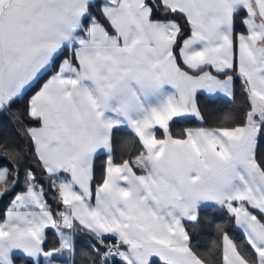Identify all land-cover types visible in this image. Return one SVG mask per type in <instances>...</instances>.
<instances>
[{"label":"crops","instance_id":"1","mask_svg":"<svg viewBox=\"0 0 264 264\" xmlns=\"http://www.w3.org/2000/svg\"><path fill=\"white\" fill-rule=\"evenodd\" d=\"M94 1L0 0V109L30 88L26 131L57 176L64 210L57 219L31 183L15 192L0 219V264H77L74 223L116 240L114 264H204L183 223L218 203L241 235L222 233L221 264H264V171L255 157L264 0H159L187 22L176 54V20L151 18L144 0H99L91 12ZM232 69L247 86L244 120L218 110L203 124L202 95L232 99ZM120 128L140 148L114 162ZM5 174L0 166V181ZM47 229L54 235L45 245Z\"/></svg>","mask_w":264,"mask_h":264},{"label":"trees","instance_id":"2","mask_svg":"<svg viewBox=\"0 0 264 264\" xmlns=\"http://www.w3.org/2000/svg\"><path fill=\"white\" fill-rule=\"evenodd\" d=\"M144 1L150 8L151 18L161 20L174 19L178 22L179 31L172 46L176 54L178 44L187 34L188 26L185 17L178 10L163 6L159 0ZM98 2L99 0L89 3V11L92 12V6L98 4ZM244 14L245 11L243 9L233 14L232 18L235 22L236 30H238L239 22ZM95 16L109 30V26L102 14L98 13ZM86 19L84 18L83 21H86ZM45 74L46 72L40 75L31 86L33 88L36 87ZM230 74L233 85L232 99H224L219 96L205 97L202 95L206 106V109L202 108L203 112L201 113L203 124L210 122L211 118L209 119L208 117L211 111L217 113L218 110L225 111L235 122L244 120L249 109L246 82L233 69ZM29 92L30 88H27L21 96L12 98L6 106L0 109V166L6 169L5 177L0 181V219L3 218L4 210L11 196L15 192L25 189L30 183L32 187L38 188L41 191L46 204L57 219L60 218L59 211L63 210L54 183L57 176L45 172L35 154L32 141L26 131L27 125L31 122V119L26 114V99ZM187 120L184 122V125L198 123L194 119ZM1 123H3L2 127ZM4 126L8 130V133L15 137L16 143L8 145L11 142L6 139L4 140ZM117 133L120 136L117 141L113 138L112 160L114 162L129 160L138 152L140 148L139 144L128 130L124 128L117 129L113 131V136ZM256 138L255 157L264 171V120L257 123ZM7 146L12 148L8 150L6 149ZM103 157V153H98L94 159L95 168H99L100 176L102 174ZM183 225L188 235V246L204 264H221L220 244L223 232L229 234L233 240L241 237L240 233L234 227L232 215L228 213L225 203L199 207L196 217L193 220L184 221ZM73 226V242L77 251L75 254L77 255V264H88L89 259H94L99 264H103L98 259V250L105 242H110L117 246L116 240L111 237H106L99 241L78 224L74 223ZM46 234L45 245L54 235L50 229H47ZM89 244L96 248L95 254L92 248L88 246ZM155 263L157 262L153 259L150 261V264Z\"/></svg>","mask_w":264,"mask_h":264},{"label":"built area","instance_id":"3","mask_svg":"<svg viewBox=\"0 0 264 264\" xmlns=\"http://www.w3.org/2000/svg\"><path fill=\"white\" fill-rule=\"evenodd\" d=\"M98 259L103 264H114L121 257L119 248L110 242H105L97 252Z\"/></svg>","mask_w":264,"mask_h":264},{"label":"rangeland","instance_id":"4","mask_svg":"<svg viewBox=\"0 0 264 264\" xmlns=\"http://www.w3.org/2000/svg\"><path fill=\"white\" fill-rule=\"evenodd\" d=\"M3 126V123H1V127ZM4 140L6 139L7 141H10L11 143L10 144H8V145H12V144H14V143H16V139H15V137H13V135H11L10 133H8V130L6 129V127L4 126ZM6 146V145H5ZM10 148H12V147H9V146H7V148L6 149H10ZM9 153V152H8ZM10 154V153H9Z\"/></svg>","mask_w":264,"mask_h":264}]
</instances>
